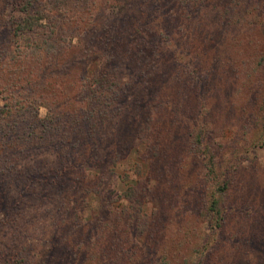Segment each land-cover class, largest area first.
<instances>
[{
	"label": "trees",
	"instance_id": "obj_1",
	"mask_svg": "<svg viewBox=\"0 0 264 264\" xmlns=\"http://www.w3.org/2000/svg\"><path fill=\"white\" fill-rule=\"evenodd\" d=\"M258 1L0 0V264H264L262 199L236 188L246 146L264 147V81L235 147L187 121L204 117V90L157 128L167 92L149 78L208 77L203 25L239 34L233 12ZM171 145L180 157L159 163ZM132 155L146 165L119 175ZM234 237L244 261L217 250Z\"/></svg>",
	"mask_w": 264,
	"mask_h": 264
},
{
	"label": "rangeland",
	"instance_id": "obj_2",
	"mask_svg": "<svg viewBox=\"0 0 264 264\" xmlns=\"http://www.w3.org/2000/svg\"><path fill=\"white\" fill-rule=\"evenodd\" d=\"M257 5V8L252 10L251 14L249 13L247 16L246 13L243 15L237 12L240 10L233 12L235 15L237 14L240 21L244 23V26L242 24L240 26L241 32L239 34L229 31L227 35L220 34V38V35L215 36L218 34L216 29L209 31L207 34V32H205L206 26L203 25V29L200 31L201 34L198 38L205 33L204 36L207 38L208 42L204 41V45L199 47V49L207 58L204 67L208 77H201L194 84L188 85L183 89L180 83L182 77H176L172 80L166 74L163 76L157 75V71L151 69L153 72H150L149 78H151V81L154 83L157 81V86L162 93L163 91H165V93L167 92L166 98L168 99L162 98V100H165V104L159 102V104L156 105V109L159 111L155 123L157 128L164 125H176L179 123L180 118H176L178 121L171 123L160 115L170 113H177L179 115L178 112L181 111L186 113L185 108L190 106L196 109L198 107V95L204 90L202 97L205 99L204 102L208 106V109L204 113V117H199L200 121L195 120L194 113L187 111V121L194 123L196 126L202 124V127L207 130L210 137L215 136V139L222 140L226 146L229 144L234 145L235 143L243 145L245 143L239 137H235L234 129H236L239 120L243 119L244 116L249 117L254 113L252 106H256L257 91L264 81V61L260 62L256 59L257 53L264 52V0H259ZM10 11L11 13H17L12 9ZM245 28L247 32H245ZM223 36H226V41H228L229 44L228 48H223L222 45H220ZM230 37H235L233 39L235 44H233ZM242 37L245 39L244 46L242 41L237 46L238 40H242ZM73 41H75V37H73ZM196 42L200 46L203 40L199 38ZM258 61L260 64L256 65ZM250 67H252L251 70ZM219 83H222L220 87H218ZM36 114L38 117L45 118L49 115V112L45 106L39 104L36 106ZM182 142L183 140H178V143L181 144ZM238 145L234 146L236 147ZM167 147L160 146L159 155L161 158L158 160L159 163L164 162L167 158L175 162L180 157L179 154H176V152H180L179 150H171L175 145H171L169 148ZM165 148L167 149L165 150ZM246 148L248 149V156L244 163L249 165L248 169H246L247 176L241 175L243 180H241L240 184L238 183L236 185V188L240 190L241 186L247 184L244 196L249 195V198H251V196L254 195L255 198H259L260 201L262 199V206H264V147H251L248 144ZM139 161L141 160L135 158L133 155L129 160L124 159L118 168V174L121 175L123 172L130 173L133 171V165ZM142 165L145 166L146 163L142 162ZM191 168L196 171L195 168ZM114 180H116L114 183L116 189L119 190L124 187L125 182L123 179L118 180L114 178L113 181ZM235 223L237 224L236 218L230 216L224 225V231H226L225 229H231ZM260 225L259 230L261 231L262 224L260 223ZM250 226L255 229H252V232L257 230L256 224H253V226L250 224ZM233 239H235V237L224 245L219 243L217 250L220 252H227L232 257L242 258L240 261H244L246 256L242 253L250 249L245 247L238 248L235 251H233V248L229 249L228 244L230 245ZM221 254L217 253V257H222Z\"/></svg>",
	"mask_w": 264,
	"mask_h": 264
}]
</instances>
